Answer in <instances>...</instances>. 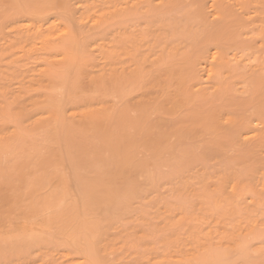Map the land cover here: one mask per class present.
Instances as JSON below:
<instances>
[{
    "label": "bare ground",
    "instance_id": "obj_1",
    "mask_svg": "<svg viewBox=\"0 0 264 264\" xmlns=\"http://www.w3.org/2000/svg\"><path fill=\"white\" fill-rule=\"evenodd\" d=\"M7 1L10 2L11 3L10 5H12V6L16 5L17 7L22 8V15L21 16H24L26 14L24 16L25 18L22 19L21 22L18 21V22H20L19 24H17V25L9 24L10 26H8L13 35L15 33L18 35V36H16V37H19L18 39H20V40L23 39V40L29 41L32 39L33 33H39L40 34L42 32H43V34H46L47 32L48 33L61 32L64 34L53 45L52 50H54V51H57L58 49L63 50V53H61V54L64 55L65 58H63V60H62V65H63V68H64L66 73L71 74V73H75L78 69L80 70V68H81L80 65H82V64H79V62L77 61L79 56L82 58V56L85 55L86 51L88 52L89 50H93V49L95 50L96 49L95 47H93V49H92L91 45H87L86 44L87 40L84 39V34L86 32L85 31V29H86L85 25H87L86 27L91 26L89 23H85L86 18L90 15L89 14L90 7L88 8L87 6H84V7H87L86 13L84 14V12L82 10L83 13L81 12L82 13L81 15L75 16V17H77V18H75L77 22L72 21L71 23H73V24L70 25L72 27H69V28H67V30H65L64 27L58 28V26L56 24V20L50 22L49 19L48 20H46V19H47V15L50 12H52V11L49 12V10H53L54 12H52V13H54L56 15L58 12L57 11L58 8H59L58 9L59 12H60V10L61 11L66 10L65 12H68L69 11L68 7L69 6L71 7V5H70V3L72 2L71 0H7ZM42 1L43 2L45 1V4H47V6L43 5L44 3L42 4ZM110 1L108 2V4L109 3H112V4H110L108 6V9L103 8L106 11V12H104V18H103V20H106V21L104 22L102 20V22H104V25L102 22L97 23V25L95 24L96 22H94V24L92 23L93 28L96 26H99V27H102L101 29L99 28V30H102V31H103V28L106 29L107 26H109V28L107 27L108 31L110 28L113 29V37L111 38V40L109 39V41L106 44V47H107L106 53H108L106 55L107 59L105 57H102V56H101V59L98 58L100 60H102L103 58L105 59V61H103V60L101 61L103 63V66H101L99 68V73H101L102 76L104 74L103 79L106 78L104 80L105 81L104 83L108 87H106L105 84H103L104 86L100 85V87H102V88L106 87V89L108 90V91L104 90V92L105 91L107 92L104 94L101 91L102 96L104 95L106 100L103 101L104 97L103 98L101 97V98H99V100L94 101V98H95L94 96H98L95 94V92H93L94 90L92 91L94 94L91 92L93 95H90L91 93L89 94L90 96H93L91 98V100L86 98V97H88V95L86 97H83L82 95L86 91L84 93H82L81 90L79 91V88L82 87V84H80L81 85V87H80V85H77V82L74 81L78 78L72 80V78L69 77L70 75L68 76V74H67L68 78L65 76L66 79H64L65 77L63 78V76H62L63 73L52 71V74H50V76L45 77V80L52 84V87H51L52 94L46 95L45 92L40 93V94L36 95V96H38V98L36 97L37 100L34 98L33 101H31L30 103L25 102L24 104H22V106L24 107L27 103L28 106H25V107H29L28 113H33L32 119L29 116V118L32 120L31 123L32 122H35V123L39 122L45 118L50 120V117H51L50 112H52L54 115V119H52V121L51 120L49 121V123L51 122L50 123L51 125L49 124L48 127L46 125V128L45 129L43 128V130H41V132H39V136L36 135V137L31 139V140H30V137H29V140L27 138H24L25 133L24 134H23V132L20 133L19 130H21L22 128H20L19 130L17 129V128L21 127V125H20L21 123L18 124V127H16L17 126L16 124L18 123L17 121L12 122L10 124L13 127L9 128L10 127L9 126L8 127L9 131L7 129V132H3V131H6L5 130L6 128L2 129L0 127V190H1L0 191V203L1 202L3 203L5 201L4 203L6 204V205H4V203L0 204L1 205L0 206V212H1L0 216L2 217V221H0V223L1 222L4 223V224H0V226L6 225L7 227L9 226L8 228H10V227L13 228V226H15L14 225L15 222H16V225L19 223H22L21 225L23 226L21 228L18 226H15V227L19 228V229H16L14 227L17 231L14 230V228H13L14 231L11 230L12 228H10L11 233H6V232H9L8 228H6V230L7 229L8 230L6 232H4L5 234H3V232H0V255H2L4 252H11V251L12 252H14V251L23 252V250H27L26 248H29L30 245H33V244L35 245L38 242H40V239L42 240V238H43V241L46 240L45 236L48 237L47 239H50V238L54 239V237H56V235L58 234L57 236H59V237L61 235L69 236V237H67L68 239L65 238L66 236L65 237L61 236V237L63 238V240H68L69 242H71V243H69V246H72V245L75 246V247L72 246L71 249L74 247V248H78L81 250V252L83 254H81V255L78 254V257L80 258L81 263H83V264H95L101 258L98 257L100 259L97 258V260H96L94 249L97 246V243H98L97 241L100 240V238H103V236H105L104 234L106 233L105 229H104V231L102 230V232H100L98 235L97 234L98 231L99 230L101 231V229H103V227L112 223L113 219L116 218V220H118L120 217L122 218L123 213L124 214L128 213L127 207L129 209L130 205H128L127 203L132 204L131 202H133V201H130V200L135 199L134 195H136V193H138V191L140 189V186L139 187L136 186V185H138V184H136V180L138 181V176L140 177L139 174L142 171H144V168L146 165L148 166V164H149V166H151L150 164H154L157 166L158 164L166 163L167 165L164 164L163 167L165 168L166 166L167 167L171 166L170 167L171 169H173L172 166L177 165L176 170L173 171L172 174H175V172H176L177 173L176 177H178V175H180L181 177H179L180 179L171 180L172 182H170V183H172V185H173L175 182H176V184L179 183V181L183 178L182 176L184 174L182 175V173L185 172V171H183L184 168L186 167L185 170H188L189 165L192 164L191 163L192 161H193V163H195L196 162L195 159L198 160L199 159L198 157H200L202 162H199L198 165L200 163L203 164V159H205V157H203V156H205L206 154L205 155L203 154V156H202L201 155L202 150L204 153V151L208 150L211 146H215V145H212L214 142H215V144L218 143V145L220 144V141H221V143H224V142L226 143L227 139L233 135L234 138L236 137L238 140H242L241 143L244 141L249 142V139L251 140V138H254L255 144H252V148L256 151H257L258 147H262L261 145L263 143V138H264V0H189L190 5H192L191 7H188L189 6L188 0H184V2H183V0H146L147 2H145V0H141V1L140 0H113L112 2H110ZM185 1H187L188 6L186 4L184 5V3H186ZM93 2L94 1H92V4H94V6H96L95 5L96 3H93ZM103 2H104V0H103ZM141 2H142V4H141ZM116 3H118V4H116ZM41 5H43L42 7H44V8L41 7L42 9H40L39 7ZM101 5H103V4L101 3ZM148 5L150 6L149 8H148ZM65 7H66V9H65ZM181 7L183 9H185V11L183 10L184 12L181 13L182 18H181V14H178V12L174 10L177 8L176 10H178V11L180 10L179 11V13H180V12H182L181 11L182 9H178V8H181ZM48 8H49V10H48ZM60 8H62V9H60ZM145 8H148V9L145 10ZM34 9L43 10V11H41V13L39 11L38 14H35L37 12H36V10L33 11ZM173 10L176 12L177 15L180 16L179 19L177 18V15L175 14V12H174V15H169V13L170 14L173 13ZM33 12H35V13H33ZM45 12H47L46 15H45ZM166 13H168V14H166ZM7 14H5V18H4V20L2 19V22L5 21L6 19H7L6 22H8V21L10 22V20L14 16V15L10 16L11 18H9L7 16H9V14L11 15V13L8 12ZM86 14H89V15H86ZM147 14H148V16H147ZM107 15H108V17H106ZM175 15H176V17H175ZM49 16H51V14L48 15V17ZM165 16H167V17H165ZM148 17H151L152 21H156V20L159 21V19H162V21L160 20L161 25L156 23V25H154V26L158 27V28H155L154 30L153 29L143 30L141 28H140L141 29L140 30L139 28L138 29L134 28L135 26H133L131 24L132 22H130L133 19L137 20V18L138 19L141 18L140 19L141 21L142 20L145 21V18L150 21V18H148ZM70 18L72 19L71 15H70ZM14 19L15 18H13L12 21L16 23L17 20L15 21ZM25 20L30 21L31 24L25 23L24 22ZM135 20H134V23L136 22ZM47 21H49V22H47ZM141 21H140V23H141ZM163 22H165V23H163ZM48 23H49V25H48ZM150 23L148 25H150L152 27V24H150ZM77 24H78V26H77ZM83 24H84V26H82ZM100 24H102V25H100ZM138 24L139 23H137V25ZM159 25H160V27H159ZM79 26H82V27H79ZM132 26L135 30L131 29ZM145 26H147V25H145ZM29 27L32 28L34 32L33 31L29 32L30 31ZM92 27H90V28L92 29ZM138 27H142V25L138 26ZM81 28L85 32L84 31L82 32ZM13 31H15V33ZM108 31H107V33H108ZM138 31H139V33H138ZM140 31H142V33H140ZM254 34H256V35H254ZM53 39H55V38H53ZM11 42H14V41H11ZM11 42H9L8 45L9 44L12 45ZM17 42H19V41H17ZM7 47H9V46H7ZM12 47H14V46H12ZM88 47H90L89 50H87ZM12 49H10V51ZM154 50H156L157 52ZM153 52H156V53H153ZM113 55L114 56L117 55L118 58L117 57L115 58L116 61L112 60L111 56H113ZM152 56H154V57H152ZM147 58H155V59H151V60L156 61V62H154V61H151L149 59L152 63V66L150 65L151 67H149V68L144 67L145 66L144 64H146L147 62L150 63V61ZM110 62L112 63L111 65L109 64ZM252 62H255V64L253 63V65H252L251 64ZM90 63H92V62H90ZM153 63H155V65H153ZM86 65H88V64H86ZM86 65H85V67H86ZM104 65H106V66L109 65L110 67H106ZM146 66H147V64H146ZM153 66H156V68ZM90 67H91V64H90L89 68ZM91 69H92V67H91ZM91 69H90V71H92ZM108 69H110V71ZM94 70H96V69H94ZM94 70H93V72H94ZM95 72H97V70ZM78 73H81V70H80V72L78 71ZM106 73H108V74H106ZM105 74H106V76H105ZM100 79L103 80L102 78H100ZM99 84L100 83H98V85ZM100 87L98 86L97 88H100ZM207 89H208V91H206ZM98 91H99V89H98ZM96 93L99 94L98 92H96ZM198 93H200V94H198ZM78 96L81 97V99H82V100L79 99V102L76 101V98H74V97L79 98ZM40 98H42V99H40ZM96 99H98V98L96 97ZM69 101H71L70 103H72L73 101L74 102L72 104H70ZM108 101H110V102H108ZM23 107H21L20 109L24 112V114L29 115V114H27L26 108L23 109ZM29 109L31 111L33 110L34 112L33 111L31 112ZM22 114H23L22 112H19V115L22 116ZM61 115H63V118H61L62 117ZM64 117H67V119ZM154 117H155V119L156 118H158V119L156 120V122H154L155 121V119H154L153 123H150L151 118H154ZM171 118L172 119L182 118V121H183L182 125L181 126L177 125L178 127L173 126L174 127L173 129L166 130V128L162 127L164 125L161 122H164L166 120L169 121L168 119L171 120ZM224 118L230 122V126L226 129H223L224 127L220 124V120H223ZM65 119L66 120L71 119L72 122L69 123V121H68V123H66L67 122L66 121L65 122L66 125H65L63 123V120H65ZM43 121H45V120H43ZM159 121H161L160 123L162 124V126L160 125V123H158ZM13 123H14V125H12ZM168 123H170V122H168ZM218 124L221 125L223 128H220V126H218ZM259 125H261V127ZM23 128H24V126H23ZM198 129H199V131H200V129L201 130L203 129L200 132V135L202 133V137L204 136V138H202L201 136H198L197 138L199 139V137H200L201 139L198 140L197 142L202 141V140L206 141L204 139L207 136L209 137V135H210V137L208 139H210V140L209 141L207 140L206 143L204 142L205 144L208 143V145H207L208 149H206L207 147L203 143L204 146L201 147V149L199 150L200 152H198V154H197V152H195V154H197L196 155L197 157H196L195 154L194 155L192 154L191 149H192V147L194 149H196L197 145H195V144L201 143V142L197 143L195 141L197 139L196 138L197 135L194 133H196V131ZM26 136H27V133H26ZM25 139H27V140H25ZM190 139H192V140L194 139V141L196 142V143H193L194 145L191 143V146L193 145L192 147L189 144H187V142ZM192 140H190V142ZM84 141H86V142H84ZM209 142H210V144H209ZM228 142L230 143V141H228ZM231 142H233V141L231 140ZM183 144L186 147H187V145L189 147H187L186 150L185 149L183 150V148H185L184 146H182ZM209 145H210V147H209ZM221 145H223V144H221ZM200 146H198V147H200ZM237 146L238 145H236V147ZM84 147H88V148L86 149ZM203 147L206 150H204ZM216 147L219 148L218 146H216ZM249 147H251V145H249ZM188 148H190V149H188ZM230 148H232V147H230ZM248 148H247V150H248ZM83 149H86L87 152L85 153V150H83ZM182 150H183V152H182ZM187 150L189 152H191V154L193 156L191 154L189 155V152H186ZM224 150H226V149H224ZM252 150L249 149L248 152L253 153L254 151H252ZM197 151H198V149H197ZM184 152H186V153H184ZM221 152L223 153V151H221ZM222 153H221V155H222ZM246 153H247V151H246ZM25 155H27V157H24ZM198 155H201V156H198ZM75 156L78 157V159L82 158V157H83V159H85L88 156V159L86 160V162L83 165L84 168L82 169V171H80L81 169H79V168H81V167H79V166H81V165H79V164H81V162L80 161H79L80 163L76 162L77 159ZM191 156H192V158H191ZM194 156H195V159L193 160ZM22 158H23V160H22ZM26 158H28V160H29L27 163L29 165L24 163V161H26ZM188 158L189 159L191 158L192 160H188ZM19 160H22V161H19ZM161 160L163 162H161ZM81 161H83V160H81ZM253 161H255V160H253ZM10 162H12V163H10ZM18 162H20V163L22 162L21 164H25L22 166H25L26 169H27L26 166H29L30 170L32 172L29 170V173L31 172L29 175H28V173L25 174L22 172L18 176L15 175L14 173L18 174L20 172V171L15 170V169L19 170V168H20V167L18 168V165H20ZM187 162L190 164L185 166ZM196 163L194 165H196ZM209 164H208V166H209ZM250 164H252V166H253V163L250 162ZM191 166H193V164ZM158 170H160V169H158ZM189 170H190V168H189ZM226 170H227V167H225V171ZM230 170H232V169L230 168ZM199 171H198V173H199ZM223 171H224V169H223ZM232 171L234 173V170H232ZM244 171H246V170L244 169ZM244 171H241V172H244ZM196 172H197V170H196ZM208 172H209V170H208ZM149 173H151V172H149ZM165 173H167V172H165ZM169 173H171V172L169 171ZM80 174L82 175V177H83V175L84 176L86 175L87 180L89 179L87 189L85 188L84 190H81V188H80V186L82 187V185H80V181H82V179L81 180L78 179V177H80ZM193 174H196V173H193ZM237 174H236V176H237ZM243 174H238L239 179ZM247 174H249V172ZM218 175H220V174L218 173ZM223 175L224 174H222V176ZM186 177H184V178H186ZM218 177H220V176H218ZM245 177H246V175H245ZM14 178L15 179L17 178V180L19 179L18 182H19V184L21 183L23 185V187L22 186L20 187L21 184L19 185L18 182L16 184V181H13ZM23 178L24 179L29 178L30 180L29 179L21 180ZM169 178H171V177H169ZM223 178H224V176H223ZM153 179H154V181H153ZM161 179H162V177H161ZM241 179H240V181H241ZM87 180H86V182H87ZM145 180L147 181V179H145ZM151 180H152L151 182H153V183L156 182L155 178H154V174H153V178H151ZM162 180H164V179H162ZM165 180H167V179H165ZM196 180H198V179H196ZM201 180H203V179H201ZM205 181H206V179H205ZM217 181H219V180H217ZM217 181H216V183H217ZM5 182H7L8 184H11V185L5 186V184H6ZM149 182H150V180H149ZM186 182H187V180H186ZM202 182L203 181H201V183L199 184V187H195L192 189H191V187L189 189L187 184H186V186H182L183 188L188 187V189H186V188H185L186 190L184 189L185 194H186L185 196L183 195L184 190H183V192H181V189L179 190V187L177 188V186L180 183L177 184L176 189L174 190V194H176V195H174V197L175 196L176 197L175 198L173 197L174 199L178 198V201H180L179 200L180 198L186 197L185 201H188L187 203H189L188 206H189V208H191L190 209L191 211H192L193 207L196 206L194 208L195 210L193 209L192 213L189 212L190 210L189 211L187 210L191 214L189 221L186 220V222L188 221V223L192 219H193L192 223L195 222L194 220H199L198 215H200V214H198L197 216L195 215L196 219L193 216L194 215L193 213L196 211L197 212L201 211L203 218H204L205 213H206L205 216H208V217L211 216V218L214 217L212 219L213 221L216 220L215 217L218 218V216L222 215L218 211V207H219V209L220 208L222 209V204H220L221 206L218 205L219 202H221L220 201L221 197L216 198L215 195H216V193L218 194V196L222 195L223 193H225V191L222 190L220 192V190H219L220 188H218L216 186L214 188L216 189L217 192L215 191V189H212V187H210L211 189L210 188L208 189V187L210 186L208 184V182L207 183L203 182L204 186L202 185ZM241 182H238V183H240V185L237 183H234V182H233V184H231V189H232V192L234 191V193L230 194V193H228V191H226V193H225V194L228 193V195L233 194L232 195L233 198L230 197L231 198L230 200H232L231 202L233 204V207L237 208V209L234 212L231 211L232 209L229 210V212H228V210L225 209L226 213L223 211L222 212L225 213L223 216H226V214H227L226 218L228 216H229L228 218H231L230 216H232L234 219L235 218L242 219L246 216V215H244V217H242L243 214H247V216L245 218L250 219L251 220V221L249 220L250 222L254 221V223H251V225H250L248 223L249 222L248 220L245 221L246 220L245 218L243 219L244 222L242 220H240V221H242L243 223L247 222L251 227V226H254L255 221L258 219V218L256 219V217L253 218V216H252L253 214L255 215V212H257L256 209H258V211H260V214H261V216L259 214L260 217H262V214H264V213H261V210H262V212H264V200H263L264 193L260 194V190L262 191V190H264V188L259 189V190L257 188L258 191L257 190L255 191L254 189H256V188H255L254 184L250 183L252 185L251 189L253 191H255V194L253 192L252 195L253 196L255 195L254 197H256V199L252 200L253 202L251 201L249 203V201H248L246 203V201L244 200V197H245L244 195L247 194L246 190H248V189L250 190V188H247L246 185H244L245 184L244 182H243L244 184L242 185ZM85 183H83V184H85ZM139 183H141V182H139ZM147 183H148V181H147ZM197 184H198V182H197ZM205 184L206 185L208 184L209 186L207 185L208 186L207 187ZM211 184H213V182ZM246 184H248L247 180H246ZM262 184L264 186V183H262ZM12 185H14V186H12ZM16 185H18V186H16ZM189 185H191V184H189ZM227 185H229V184H227ZM148 186H149V184H148ZM258 186H259V188H261L260 185H258ZM18 187H20V190L22 188L24 189V187H25L24 192L21 190L20 194H19V192H17ZM141 187H142V185H141ZM206 187H207V189H205ZM12 188H14V190L11 191ZM29 189H30V191H29ZM137 189H138V191H136ZM31 190L33 193L31 192ZM141 190H144L143 187ZM207 190H209V191L212 190L211 192H214V193L216 192V193L212 196L210 194L211 192H209ZM155 191H156V189H155ZM244 191H245V193H244ZM29 192H31V193H29ZM134 192H135V194H133ZM139 192H141V191H139ZM151 192H152V190H151ZM256 192H258V193H256ZM16 193H17V195H16ZM150 193H148V194H150ZM162 193H164V192H162ZM145 194L146 193H144V195ZM156 194L158 195V193H156ZM18 195H19V197H18ZM28 195H29V197H28ZM139 195H137L138 198H139ZM172 195H173V190H172ZM259 195H260V198H259ZM261 195H263V196H261ZM16 196L19 199H15V198H17ZM167 197H168V195H167ZM129 198H131V199H129ZM143 198L145 199V197H143ZM187 198L190 200H188ZM14 199L17 202L13 201ZM162 199H164V198H162ZM236 199H238L239 202L236 201ZM261 199L263 201H261ZM135 201H138L137 203L142 202V201L139 202V199L138 200L136 199ZM147 201H145V202H147ZM175 201H177V200H175ZM164 202H166V201H164ZM191 202H194V203H191ZM235 202L240 203L242 205L245 204V205H243V207H242V205L239 204V206H238L237 203H236V205L234 204ZM8 204H9V206L7 207ZM171 204H173V203H171ZM182 205H184V203H182ZM2 206H4V207H2ZM134 206H135V204H134ZM140 206L138 208H141ZM131 207L133 209V205ZM199 207L201 210L199 209ZM142 208L145 210L144 207H142ZM177 208L183 209L180 206ZM168 209H167V212L170 211ZM170 209H173V208H170ZM139 210H137V211L140 212L141 210L140 211ZM198 210H200V211H198ZM245 211H247V212H245ZM3 212H6L5 216L7 219H9V220H7L9 222H12V221H10L11 218H9V216L11 217L13 214H17V216L14 215V221L16 220L14 222V224H12V223L7 224L6 223L7 221H5L3 215H1ZM178 212H180V211H178ZM232 212L235 214H233ZM251 212H252V214H251ZM8 213L12 214V215H9ZM148 213H150V212H148ZM171 213H172V211H171ZM185 213H187V212H185ZM228 213L231 215H229ZM21 214H23V215L26 214L29 217H31V219H30L28 216L24 215V217H28L30 219V220H28L30 222H27L28 226L26 225V219ZM64 214L66 215V218H65ZM69 214H71V215H69ZM113 214H115V215L112 216ZM120 214H121V216H120ZM240 214H241V216L239 217ZM143 215H145V214H143ZM202 215H200V216L202 217ZM15 216H16V218L21 217V219H20L21 222L19 221V223H17V219H15ZM74 216H75V218H74ZM111 216H112V218H111ZM115 216H118V217L120 216V217L117 218ZM181 216H183V215H181ZM34 217L46 218L47 222L46 223L44 222L45 223V225H44V223L42 222V220H43L42 219L41 222L43 224L40 223V225H39V223H38V224L34 225L31 222V220L35 219ZM144 217H146V216H144ZM201 217H200V219H201ZM260 217H259V219H260ZM22 218L25 221L22 220ZM41 218H39V221L35 219L34 223H35V221L40 222ZM76 218H77V220H76ZM108 218L112 219V220L109 219V221L111 220L110 223L107 222ZM175 218H176V216H175ZM66 219L67 220L69 219V220L67 221ZM163 219H162V222H163ZM179 219H177V220H179ZM182 219H184V217ZM3 220H4V222H3ZM48 220H50L49 224L51 226H52L51 221H53V225L56 223L54 225L55 228H54V226L51 227L49 224H47ZM136 220H138L137 217H136ZM170 220H172V218L169 219V221ZM204 220H203V222H205ZM228 220H230V219H228ZM43 221H45V219ZM64 221H65V224H64ZM69 221L70 222L72 221L71 222L72 224L69 223ZM74 221L76 222V224L74 223ZM130 221H133V220H130ZM143 221H147V220L143 219ZM208 221L209 220L207 219V222ZM213 221H212V224H213ZM223 221H225V220H223ZM232 221L233 220L231 219V222ZM67 222L69 223L70 226L68 225ZM207 222H206V224H207ZM231 222H230V224H231ZM233 222H235V221H233ZM259 222L260 221L258 220L257 224ZM101 223H102V225H104L103 227H102ZM103 223H106V225ZM235 223H238L239 226L243 224V223L240 224L238 222V220H236ZM247 223L244 224L245 226H243L242 228L240 226L241 232H240V230H238L239 232H238V234L235 235L236 237L233 236L231 239L228 236V238L231 239V240H229V242H231L233 240L234 241H237V240L240 241L241 239H238L237 237L242 236V238H243L245 236L243 238L244 240H241L240 242L243 243V244L241 243L242 246L246 247V245H248V244H246V245H244V244L247 242L250 243V239H251L250 238L248 241L247 235L252 236V237L253 236L256 237L254 232H256L255 230H257L260 226L258 227V225L255 224L254 227H256V228L258 227L257 229L255 228V230H254L253 227H251L253 230L252 229L250 230V228H249V229H246L247 230L246 232H244ZM73 224H75L76 226ZM126 224L124 222V225H126ZM180 224L181 223L179 222L178 225L180 226ZM183 224L186 227V224L185 223H183ZM223 224H225V223H223ZM155 225H159V222ZM178 225H177V227H178ZM29 226H30V228H29ZM33 226H35V227H33ZM36 226H37V228L38 227L39 228L37 229ZM71 226H72V228H70ZM151 226H152V224H151ZM161 226L162 225L160 223V227ZM174 226H173V230L174 229L177 230V228L176 227L174 228ZM193 226L195 227V224L192 225V227ZM262 226H264V225H262ZM27 227H28V229H26ZM110 227H111V225H110ZM138 227H139V225H138ZM192 227H190V228H192ZM247 227H248V225H247ZM22 228H24V229H22ZM40 228H42V229H40ZM65 228H67V229H65ZM121 228H122V226H120L119 230ZM129 228H131V227L129 226ZM169 228H172V227H169ZM207 228L209 229L208 226H207ZM64 229H65V231H64ZM163 229H164V226H163ZM163 229H162V231H163ZM179 229H180V227H179ZM179 229H178V231L182 230V228L180 230ZM235 229L237 230L239 228H235ZM235 229L232 228V230H234L233 232H235ZM46 230L50 233V236ZM52 230H53V232H52ZM66 230H68V232L71 231L72 233L70 232V234H69L68 232H66ZM157 230H159V229H157ZM227 230H229V229H227ZM0 231H5V230H0ZM170 231L172 232V229ZM259 231H261V233H262V230H259ZM259 231H258V233H259ZM163 232L161 233L162 236H163ZM166 232H168V233L167 234L165 233V235L168 236V234H170V233H169V231H166ZM177 232H175V233H177ZM192 232H194V231H191V233ZM230 232H232V231L230 230ZM248 232H249V234H246ZM251 232H253V233H251ZM53 233H55V234H53ZM133 233H134V231H133ZM236 233H237V231H236ZM250 233L253 235H251ZM102 234H103V236L100 237V235H102ZM110 234H112V233H110ZM124 234L126 235L127 232ZM177 234H179V232ZM196 234H199V233L196 232ZM262 234L264 236V233H262ZM155 235L156 234H154V236ZM157 235H156V237L161 236V235H159V232ZM256 235H257V233H256ZM98 236L100 237L99 239H98ZM120 236H122V234ZM143 236L144 235H142L140 237H143ZM190 236L191 235H189V237ZM172 237H174V236H172ZM193 237H194V234H193ZM226 237L225 238L222 237L223 239L221 238L220 240H222V242H223L224 239H227ZM146 238H148V236ZM218 238H216V239L219 242ZM245 238H247V239H245ZM55 239H57V238H55ZM59 241H61L60 238H59L58 242ZM226 241H228V240H226ZM244 241H245V243H244ZM46 242H49V240L48 241L46 240ZM153 242H155V241H153ZM211 243H213V242H211ZM199 244L200 243H198V245ZM209 244L210 243L207 244V247L210 246ZM216 244L215 243L211 244L212 247L214 245L215 250L218 248V246L222 247L221 245L223 243H221V241H220L219 243L216 242ZM233 244H231V246H236V243H235V245H233ZM238 244H240V243L237 242V245ZM56 245H58V243ZM104 245H107V244H104ZM160 245H161V243H160ZM169 245H170V243H169ZM228 246H230V244H228ZM58 247H60V245H58ZM66 247H68V246H66ZM93 247H94V249H93ZM165 247H167V245ZM237 247H239V246H237ZM247 247L250 248L249 246H247ZM153 248H154V246H153ZM160 248H161V246H160ZM230 248L231 247H229V249ZM78 249H76V250L79 251ZM92 249H93V251H92ZM108 249H109V247H108ZM166 249H164V250H166ZM211 249H213V248L209 247V250H210L209 252L215 251V250H211ZM168 250H169V248H168ZM170 250H172V249H170ZM207 250H208V248H207ZM248 250H250V249H248ZM218 251L219 250L217 249V251L214 252L216 257L215 256L213 257V255H214L213 252H212L213 253L212 257H210V255H208L210 257V259H209L210 261H208V259H205V261L206 260L208 261V262H206L207 264H226L225 263L226 260L225 261H219L220 260L219 257H218L219 259H217V256L219 255ZM17 252H14V253H17ZM81 252H79V253H81ZM92 252L94 255L92 254ZM216 252L218 253V255L216 254ZM220 252H221L220 254H222V250ZM205 253H208V251H206ZM223 253H224V251H223ZM229 253L232 254L233 252L231 253V251L228 250V254ZM202 254H204V252L200 253V254L197 253L198 258ZM238 254H239V251H238L237 255ZM248 254H250V253H248ZM9 255H11V253ZM161 255H163V254H161ZM168 255H169V253H168ZM176 255H177V253H176ZM229 255L228 256L225 255V256H227L230 259L233 254L231 255V257H229ZM240 255L242 256V254H240ZM93 256H95V258ZM234 256H235V254H234ZM191 257H193V258H191L192 259L191 263H193V259L195 262L197 261L196 263H198V260H195V259H197L195 253H192ZM227 257H225V259ZM263 257H264V254H263ZM106 258H107V256H106ZM164 259L165 258H163V256H162V262L168 261L167 257L165 260ZM173 259H175V258H173ZM188 259H190V258H188ZM108 260H109V258H108ZM243 260H245V259H243ZM93 261L94 262L96 261V262L94 263ZM159 261H160V259L158 261H154V262L160 263L161 261L160 262ZM169 261H168V263H169ZM172 261L175 262V260H172ZM178 261H180V260H178ZM187 261L190 263L191 260H187ZM202 261H204V260H202ZM234 261H236V260H234ZM78 262H80V261H78ZM220 262H224V263H220ZM262 262H263V260H262ZM236 263H237V261H236ZM238 263H239V261H238ZM256 263H257V261H256ZM231 264H234V263H231Z\"/></svg>",
    "mask_w": 264,
    "mask_h": 264
},
{
    "label": "rangeland",
    "instance_id": "obj_2",
    "mask_svg": "<svg viewBox=\"0 0 264 264\" xmlns=\"http://www.w3.org/2000/svg\"><path fill=\"white\" fill-rule=\"evenodd\" d=\"M72 1V2H71ZM70 2V5H71V7L69 6H67L68 8H69V11L68 12H65L64 10L63 11H61L60 10V12H59V8L57 9V15L56 14H54V13H52V12H54L53 10H49V8H48V10H49V12L50 11H52V12H48L49 14L48 15H50L51 14V16H49L48 17V15H47V19L46 20H50V22L51 21H55L56 20V24H57V26H58V28H60V27H64V29L65 30H67V28H69V27H72V26H70L71 24H73V23H71L72 21H74V22H77L76 21V19L75 18H77V17H75V16H79V15H81L83 12H84V14L86 13V10H87V7L89 8L90 7V10H89V14H86V15H89L87 18H86V21H85V23H89L91 26L90 27H92L93 26V24H94V22H96L95 24L97 25V23H101L102 22V20H103V18H104V12H106L105 11V9H108V6L110 5V4H112V3H109L108 4V2L110 1V0H104V2H103V0H71ZM92 1H94L93 3H96L95 5L96 6H94V4H92ZM107 1V2H106ZM113 0H111L110 2H112ZM141 1V0H140ZM139 1V2H140ZM103 4V5H101V3ZM143 2V1H142ZM142 2H141V4H142ZM145 2H147L146 0H145ZM183 2H184V0H183ZM186 3H184V5L186 4L187 5V1H185ZM44 3V4H43ZM48 3V2H47ZM11 3L10 2H8L7 0H0V127L3 129V128H6L5 130L6 131H3V132H7V129H8V127L9 128H11V127H13V126H11L10 124L12 123V122H15V121H17L16 123V127H18V124H20L21 125V127H19V128H17L18 130L20 129V128H22L21 130H19L20 131V133H22L23 132V134L25 133V136H24V138H27L28 140H29V137H30V140L31 139H33V138H35L36 137V135H38L39 136V132H41V130H43V128L45 129L46 128V125H47V127H48V125L51 123H49V121L51 120L52 121V119H54V115H53V113L52 112H50V115H51V117H50V120H48L47 118H45V119H42L41 121H39V122H32L31 123V119L33 118L32 117V114L33 113H28V108L29 107H25V106H28L27 105V103H30L31 101H33V99L35 98L36 99V97L38 98V96H36V95H38V94H40V93H44L45 92V94L46 95H49V94H52V92H51V87H52V84L51 83H49V82H47L46 80H45V77H48V76H50V74H52V71H54V72H61V73H63L62 74V76H63V78L66 76L67 77V74H68V76L69 77H71L72 78V80L73 79H76V78H78V79H76V80H74V81H76L77 82V85H80V84H82V87H81V85H80V87L81 88H79V91L81 90V92L82 93H84L85 91V93L82 95L83 97H86L87 95H88V97H86L87 99H90L91 100V98L93 97V96H90V95H93L94 93L93 92H95V94L96 95H98V96H94L95 98H94V101L95 100H99V98H103L104 97V100L103 101H105L106 99H105V96L103 95L102 96V93L104 94V93H107L106 91H108L107 89H106V87H108V86H106V84L104 83L105 81V79L106 78H104L103 79V76H104V74H103V76L101 75V73H99V68L101 67V66H103V63L101 62L102 60L103 61H105V59L103 58L102 60H100L101 59V56L102 57H105L106 58V55L108 54V53H106L107 52V50H106V44H107V42L109 41V39L111 40V38L113 37V29H109V31H108V28H109V26H107L106 27V29L105 28H103V31L102 30H99V28L101 29L102 27H99V26H96V27H92V29L88 26V27H86L87 25H85V31L82 29V32L84 31L85 32V34H84V39H86L87 40V45H91L92 46V49H93V47H95L96 49L94 50H89L90 49V47H88V49L87 50H89L88 52L86 51V53H85V55L84 56H82V58L79 56V58L77 59V61L79 62V64H82V65H80L81 66V68H80V70H81V73H78V71L80 72V70L78 69L75 73H66L65 72V70H64V68H63V65H62V60H63V58H65V56L64 55H62L61 53H63V50H60V49H58L57 51H54V50H52V47H53V45L64 35L63 33H61V32H55V33H46V34H43V32L42 33H33V36H32V39L31 40H20V39H18L19 37H16V36H18L16 33H15V31H13L15 34L13 35L12 33H11V31H10V29H9V27L8 26H10L9 24H12V25H17V24H19L21 21H22V19H24L25 17V15L24 16H21L22 15V8L21 7H17L16 5L15 6H12V5H10ZM41 4V3H40ZM42 4L43 5H46L47 6V4H45V1L43 2L42 1ZM108 4V5H107ZM116 4H118V3H116ZM148 4V3H147ZM43 5H41L39 8L40 9H42V8H44V7H42ZM68 5V4H67ZM99 5V6H98ZM146 5V4H145ZM189 5V6H188ZM188 7H191L192 5H190V1L188 0ZM45 6V7H46ZM84 6H87V7H84ZM106 6V7H105ZM186 6V7H187ZM42 7V8H41ZM102 9H101V8ZM150 6L148 5V8H149ZM187 7V8H188ZM37 8V7H36ZM47 8V7H46ZM77 8V9H76ZM100 8V9H99ZM103 8H105V9H103ZM148 8H145V10L146 9H148ZM60 9H62V8H60ZM65 9H66V7H65ZM85 9V10H84ZM177 9V8H176ZM176 9H174L175 11H177L178 12V14H181V13H183L184 11H185V9H183L182 7L181 8H178V9H182L181 11L182 12H180L179 13V11L178 10H176ZM36 9H34L33 11H35ZM82 10H83V12H82ZM103 10V11H102ZM173 10V13H169V15H174V11ZM184 10V11H183ZM39 11H40V13H41V11H43V10H36V12L37 13H35V12H33V13H35V14H38L39 13ZM8 12H10L11 13V15L9 14V16H7V17H9V18H11L10 16H13L12 17V19L10 20V22L8 21V22H6L7 21V19L5 20V21H3L2 22V19L4 20V18H5V14H7ZM82 12V13H81ZM108 12V11H107ZM56 13V12H55ZM88 13V12H87ZM47 14V12H45V15ZM166 14H168V13H166ZM175 14H176V12H175ZM8 15V14H7ZM70 15L72 16V19L70 18ZM106 15V14H105ZM177 15V14H176ZM176 15H175V17H176ZM147 16H148V14H147ZM19 17V18H18ZM58 17V18H57ZM106 17H108V15L106 16ZM165 17H167V16H165ZM13 18H15L14 20L16 21V23L15 22H13L12 20H13ZM143 18V17H142ZM147 18V17H146ZM145 18V21L144 20H140V19H138L137 18V20H135V19H133L132 21H130V22H132L131 24L133 25V26H135L134 28H141V29H143V30H148V29H155V28H158V27H155L154 25H156V23H158V24H160V20L162 21V19H159V21L158 20H156V21H152L151 20V17H148V18H150V21L148 20V19H146ZM177 18L179 19L180 18V16L179 15H177ZM181 18H182V14H181ZM106 19V18H105ZM144 19V18H143ZM166 19V18H165ZM164 19V20H165ZM134 20L136 21L135 23H134ZM167 20V19H166ZM18 21H20V22H18ZM104 22L106 21V20H103ZM138 21V22H137ZM140 21H141V23H140ZM153 23H152V22ZM25 23H27V24H31L30 23V21H27V20H25L24 21ZM47 22H49V21H47ZM104 22H102L103 23V25H104ZM145 24H144V23ZM151 22V23H150ZM84 23V22H83ZM93 23V24H92ZM137 23H139L138 25H137ZM152 24V27L150 26V25H148V24ZM163 23H165V22H163ZM51 24V23H50ZM80 24V23H79ZM107 24V23H106ZM48 25H49V23H48ZM81 25V24H80ZM100 25H102V24H100ZM108 25V24H107ZM142 25V27H138V26H141ZM145 25H147V26H145ZM161 25V24H160ZM160 25H159V27H160ZM77 26H78V24H77ZM82 26H84V24L82 25ZM82 26H79V27H82ZM95 26V25H94ZM133 26H132V30H135L134 28H133ZM149 26V27H148ZM105 27V26H104ZM140 29V30H141ZM29 32H32L33 31V29L32 28H30L29 27ZM99 30V31H98ZM106 32H105V31ZM112 30V31H111ZM142 30V31H143ZM107 31H108V33H107ZM142 31H140V33H142ZM34 32V31H33ZM138 33H139V31H138ZM111 35V36H110ZM254 35H256V34H254ZM15 38V39H14ZM53 38H55V39H53ZM12 39V40H11ZM11 41H14V42H11ZM17 41H19V42H17ZM9 42H11L12 43V45L11 44H9L8 45V43ZM16 46H15V45ZM11 45V46H10ZM7 46H9V47H7ZM12 46H14V47H12ZM11 47V48H10ZM16 47V48H15ZM13 48V49H12ZM10 49H12L11 51H10ZM158 50V49H157ZM154 51H156V50H154ZM157 52V51H156ZM156 52H153V53H156ZM84 53V52H83ZM89 53V54H88ZM64 56V57H63ZM157 56V55H156ZM155 56V57H156ZM112 57V60H114V61H116L115 60V58L117 57V55H113V56H111ZM110 57V58H111ZM152 57H154V56H152ZM98 58H100V59H98ZM118 58V57H117ZM107 59V58H106ZM148 60L150 59H155V58H147ZM147 60V61H148ZM149 60V61H150ZM96 61V62H95ZM98 61V62H97ZM151 61H154V62H156L155 60H151ZM151 61H150V63L149 62H147L146 64H147V66H146V64H144L145 66V68L147 67V68H149V67H151L152 66V63H151ZM90 62H92V63H90ZM94 63V64H93ZM101 65H100V64ZM145 63V62H144ZM253 63L255 64V62H252L251 64L253 65ZM86 64H88V65H86ZM90 64H91V67H92V69H91V67L89 68V66H90ZM110 65L112 64L111 62L109 63ZM158 64V63H157ZM84 65V66H83ZM85 65H86V67H85ZM151 65V66H150ZM153 65H155V63H153ZM104 66H106V65H104ZM251 66V65H250ZM85 67V68H84ZM106 67H110L109 65H107ZM153 67H155L156 68V66H153ZM152 67V68H153ZM249 67V66H248ZM85 69V70H84ZM90 69L92 70V71H90ZM94 69H96L97 70V72H95L96 70H94ZM93 70H94V72H93ZM109 71H110V69H108ZM245 70V69H244ZM67 71V70H66ZM108 71V72H109ZM93 73V74H92ZM80 74V75H79ZM106 74H108V73H106ZM106 74H105V76H106ZM101 77H100V76ZM96 76V77H95ZM66 77L64 78V79H66ZM75 77V78H74ZM68 78V77H67ZM94 78V79H93ZM100 78H102L103 80H101ZM80 80V81H79ZM101 81V82H100ZM98 83H100L99 85H98ZM76 84V83H75ZM103 84H105V86L106 87H100V85H102V86H104ZM100 87V88H97V87ZM98 89H99V91H98ZM103 89V90H102ZM94 90V91H93ZM104 90H106L105 92H104ZM93 91V92H92ZM101 91H102V93H101ZM206 91H208V89L206 90ZM93 94H92V93ZM96 92H98L99 94H97ZM91 93V94H90ZM90 94V95H89ZM198 94H200V93H198ZM79 97V96H78ZM96 97L98 98V99H96ZM74 98H76V101H78L79 102V99H81V97H79V98H77V97H74ZM31 99V100H30ZM40 99H42V98H40ZM37 100V99H36ZM73 100V99H72ZM82 100V99H81ZM93 100V99H92ZM35 101V100H34ZM75 101V100H74ZM73 101V102H74ZM21 102V103H20ZM25 102H27L26 103V105L23 107L22 106V104H24ZM71 101H69V103H70ZM72 102V103H73ZM108 102H110V101H108ZM68 103V104H69ZM72 103H70V104H72ZM21 107H23V109H25L26 108V111H27V114H29V115H26V114H24V112L20 109ZM39 108V107H38ZM30 110V109H29ZM39 110V109H38ZM31 111V110H30ZM33 111V110H32ZM31 111V112H32ZM19 112H22L23 114H22V116L24 117H22L21 115H19ZM34 112V111H33ZM21 114V113H20ZM28 116V117H27ZM29 116H30V118H29ZM60 116V115H59ZM62 117L61 118H63V115H61ZM66 116V115H65ZM5 117V118H4ZM22 117V118H21ZM26 117V118H25ZM64 118H66L67 119V117H64ZM63 120V123L65 124V122L66 123H68V121H69V123H71L72 121H71V119H68V120ZM154 119H155V117L154 118H151V121H150V123H153V121H154ZM158 118H156L155 119V121L154 122H156V120H157ZM177 119V120H176ZM176 119H172L171 118V120L170 119H168L169 121H164V122H161V121H159L158 123H162L164 126H162V124L160 123V125L163 127V128H166V130H169V129H173L174 127L173 126H175V127H178L177 125H182V118H176ZM43 120H45V121H43ZM62 120V119H61ZM174 120V121H173ZM176 120V121H175ZM23 122V123H22ZM29 122V123H28ZM168 122H170V123H168ZM224 122V123H223ZM226 122V123H225ZM31 123V124H30ZM34 123V124H33ZM61 123V122H60ZM168 123V124H167ZM181 123V124H180ZM29 126H28V125ZM220 124L224 127H222L221 125H219L218 124V126H220V128H223V129H226V128H228L229 126H230V122L228 121V120H226L225 118L223 119V120H220ZM229 124V125H228ZM12 125H14V123L12 124ZM19 125V126H20ZM51 125V124H50ZM66 125V124H65ZM169 125V126H168ZM171 125V126H170ZM23 126H24V128H23ZM45 126V127H44ZM260 127H261V125H259ZM29 129V130H28ZM176 129V128H175ZM28 130V131H27ZM203 130V129H202ZM201 129H200V131H199V129L196 131V133H194V134H196L195 136H196V138L198 137V136H201L202 137V133H201V135H200V132L202 131ZM8 131H9V129H8ZM30 132V133H29ZM26 133H27V136H26ZM204 133V132H203ZM35 134V135H34ZM30 135V136H29ZM209 135V134H208ZM194 136V135H193ZM207 136V135H206ZM205 136V137H206ZM32 137V138H31ZM209 137H210V135H209ZM208 136L204 139V140H210V139H208L209 138ZM202 138H204V136L202 137ZM212 138V137H211ZM13 139V138H12ZM27 139H25V140H27ZM201 138L199 137V139L197 138L195 141L197 142L198 140H200ZM24 140V141H25ZM190 140H192V139H190ZM190 140L187 142V144H189L190 146H191V143L193 144V143H196L195 141H194V139L190 142ZM231 140L233 141V142H231ZM253 140V141H252ZM203 141V140H202ZM199 141V142H201L200 144H195V145H197L195 148L196 149H194L192 146L194 145H192L191 147H192V154L194 155L195 154V152H197V154H198V152H200L199 150L201 149V147L202 146H204V144L206 143V141ZM228 141H230V143L228 142ZM241 141L242 140H238L236 137L234 138V136L232 135L231 137H229L228 139H227V141H226V143L224 144V143H221V141H220V144L218 145V143H216L215 144V142L212 144V145H215V146H211L210 147V145H209V149H208V147H207V145H208V143L207 144H205L206 145V149H208V150H206L204 147V150H206V151H204V153H203V150H202V156H203V154L205 155V156H203V157H205V159H203V164L202 163H200L199 165H198V163L199 162H202V160L200 159V157H198L199 159V161L198 160H196L195 159V156L197 155V154H195V156L193 157V160L195 159V161L197 162H195L196 163V165L198 166H196V165H194L195 163H193V161L191 162L192 164H193V166H191L192 164H190V163H186V165L185 166H187V165H189V168H190V170H189V168H188V170H185L186 169V167L184 168V170L183 171H185L184 173H182V181L180 180L179 181V183L181 184H179V183H177V184H179L178 186H177V184H176V182L172 185V183H170V182H172L171 180H176V179H180L179 177H181L180 175H178V177H176V172H175V174H172V172L173 171H175L176 170V166L177 165H174V166H172V168L173 169H171L170 167H167L166 165V163H164V164H166L165 166V168L163 167L164 166V164H158L157 166L156 165H154V164H150L151 166H149V164H148V166L146 167L145 166V168L147 169H145L144 168V171H142L139 175H140V177L138 176V181L136 180V184H138V185H136L137 187H139L140 186V189H139V191H141V192H139L138 191V189L136 190V191H138V193H136V195H134V197H135V199H132V200H130V201H133V202H131L132 204H129V203H127L128 205H130V207H129V209H128V207H127V214H124L123 213V216H122V218L120 217L121 216V214H120V218L118 217V216H115V217H117V218H119L118 220H116V218L115 219H113V221H112V223H110V221L112 220L111 218H112V216H114L115 214H113L112 216H111V218H108V221L107 222H109L110 224H108V225H106V223H103V224H105L106 226V228L105 227H103L104 225H102V223H101V225H102V227H103V229H101L100 227V229H101V231L99 230L98 231V235H99V233L100 232H102V230L104 231V229H105V236H103V234L102 235H100V237H102L103 236V238H100L99 236H98V239L100 238V240H98L97 242V246L95 247V249H94V247H93V249H94V253H95V256H96V260H97V258L98 257H100V258H98V259H100V260H98L95 264H207L206 262H208V261H210L209 259H210V257H212V254L215 252V251H217V249L219 250L218 252H219V255H218V253L216 252V254L218 255L217 256V259H219L220 258V260L219 261H225L226 260V264L228 263V264H231V263H236V261H237V263L236 264H264V257H263V254H264V236H263V234L262 233H264V226H262V225H264V214H262V217H260L261 216V214H260V211H258V209H256L257 210V212H255V215L253 214L252 216H253V218H255L256 217V221H255V224L256 225H258V229L256 228V227H254L255 226V224H254V226H251V227H253V229L255 230V228L257 229V230H255L256 232H254V234H255V236L256 237H252V236H249V235H247V238H248V241H249V239H250V243H245V241H244V245H246V244H248V245H246V247H244V246H242V242H240L241 240H244L243 238L245 237H243L242 238V236L240 237H237L238 239H241L240 241H231V242H229V240H231L232 239V237L233 236H235L236 234H238V230H240V226H241V228L243 227V226H245L244 224H246L247 222H245V223H243L244 222V218L247 216V214H243V216L242 217H244V215H246L244 218H242V219H237V218H233L232 216H230L231 218H226V216H227V214H226V216H223L225 213H226V210H228V212H229V210H231V211H235L237 208H234L233 207V204H232V200H230L231 198L230 197H232V195H228V193H234V191L232 192V189H231V184H233V182L234 183H237V184H239L240 185V183H238V182H241V184L243 185L244 183V185H246V187L247 188H250V190L248 189V190H246V195H244L245 197H244V200L246 201V203L249 201V203L252 201V200H254V199H256V197H254L253 195H252V193L254 192V194H255V191L257 190V188H258V190L259 189H262V188H264V186H263V184L262 183H264V138H263V143H262V147H258V149H257V151L256 150H254L253 148H252V144H255V139L254 138H251V140L249 139V142L247 141V142H242L241 143ZM28 142V141H27ZM84 142H86V141H84ZM199 142H197V143H199ZM205 142V143H204ZM235 142V143H234ZM204 143V144H203ZM237 143V144H236ZM251 143V144H250ZM186 144V145H187ZM202 144V145H201ZM209 144H210V142H209ZM221 144H223V145H221ZM227 144V145H226ZM248 144V145H247ZM19 145V144H18ZM201 145V146H200ZM221 145V146H220ZM235 145V146H234ZM236 145H238L237 147H236ZM249 145H251V147H249ZM182 146H184L185 148H183V150L185 149L186 150V148L187 147H189L188 145H187V147L183 144ZM198 146H200V147H198ZM216 146H218L219 148H217ZM260 146V145H259ZM230 147H232V148H230ZM249 147V148H248ZM84 148H88V147H84ZM217 148V149H216ZM247 148H248V150L250 149V150H252V151H254L253 153H249L248 152V150H247ZM260 148V149H259ZM86 149H83V150H85V153L87 152V150ZM188 149H190V148H188ZM197 149H198V151H197ZM216 149V150H215ZM224 149H226V150H224ZM183 150H182V152H183ZM223 151V153L221 152V151ZM263 150V151H262ZM246 151H247V153H246ZM186 152H189L188 150L186 151ZM186 152H184V153H186ZM191 152H189V155L191 154ZM235 152V153H234ZM208 153V154H207ZM221 153H222V155H221ZM188 154V153H187ZM191 154V155H192ZM200 154V153H199ZM226 154V155H225ZM192 155V156H193ZM201 155H198V156H201ZM225 155V156H224ZM192 156H191V158H192ZM24 157H27V155H25ZM76 157V156H75ZM86 157V156H85ZM84 157V158H85ZM197 157V156H196ZM229 159H228V158ZM189 159L188 158V160H192V159ZM235 158V159H234ZM76 162H78V163H80L81 162V164H79V165H81V166H79V167H81V168H79V169H81L80 171H82V169L84 168V163L86 162V160L88 159V156L85 158V159H83V157L82 158H79L78 159V157H76ZM22 160H23V158H22ZM22 160H19V161H22ZM81 160H83V161H81ZM163 160V159H162ZM161 160V162H163ZM252 160V161H251ZM253 160H255V161H253ZM14 161V160H13ZM12 161V162H13ZM28 158H26V161H24V163H28ZM80 161V162H79ZM12 162H10V163H12ZM165 162V161H164ZM250 162L251 163H253V166H252V164H250ZM256 162V163H255ZM20 165H18V168H19V170L18 169H15L16 171H20L18 174L17 173H14L15 175H19L21 172L22 173H25V174H27L28 173V175L32 172L31 170H30V167L29 166H26L27 167V169L25 168V166H22V165H25V164H21L20 162H18ZM210 163V164H209ZM202 164V165H201ZM208 164H209V166H208ZM27 165H29V164H27ZM229 165V166H228ZM250 165V166H249ZM196 168H195V167ZM204 166V167H203ZM25 169H24V168ZM159 167V168H158ZM221 169H220V168ZM225 167H227V172L225 171ZM229 167V168H228ZM22 168V169H21ZM149 168V169H148ZM200 170H198V169ZM214 168V169H213ZM230 168L232 169V170H234V173H233V171L232 170H230ZM158 169H160V170H158ZM167 169V170H166ZM209 170V172H208V170ZM213 169V170H212ZM223 169H224V171H223ZM244 169L246 170V171H244ZM29 170L31 171L30 173H29ZM146 170V171H145ZM193 170V171H192ZM195 170V171H194ZM196 170H197V172H196ZM206 170V171H205ZM219 170V171H218ZM153 171V172H152ZM169 171L171 172V173H169ZM198 171H199V173H198ZM241 171H244V172H241ZM149 172H151V173H149ZM159 172V173H158ZM165 172H167V173H165ZM187 172V173H186ZM206 172V173H205ZM224 172V173H223ZM236 172V173H235ZM249 172V174H247ZM165 173V174H164ZM186 173V174H185ZM190 173V174H189ZM193 173H196V174H193ZM205 173V174H204ZM218 173L220 174V175H218ZM226 173V174H225ZM230 173V174H229ZM245 174L246 175V177H245V175L243 174L241 177H240V179H241V181H240V179H239V175L238 174ZM24 174V175H25ZM152 174V175H151ZM153 174H154V178H155V181L156 182H151L152 180H151V178H153ZM210 174V175H209ZM222 174H224L223 176H224V178H223V176H222ZM236 174H237V176H236ZM142 175V176H141ZM144 175V176H143ZM147 175V176H146ZM170 175V176H169ZM196 175V176H195ZM199 175V176H198ZM146 176V177H145ZM187 176V177H186ZM190 176V177H189ZM210 178H209V177ZM213 176V177H212ZM218 176H220V177H218ZM27 177V176H26ZM84 177V178H83ZM83 177H82V175L80 174V177H78V179H82V181H80V185H82V187L80 186V188H81V190H84L85 188L87 189V187H88V180H87V176L85 175H83ZM143 179H142V178ZM161 177H162V179H164V180H162L161 179ZM169 177H171V178H169ZM184 177H186V178H184ZM201 177V178H200ZM203 177V178H202ZM207 177V178H206ZM141 178V179H140ZM149 178V179H148ZM198 179V180H196V179ZM25 179H29V178H25ZM24 178L23 179H21V180H25ZM145 179H147V181H148V183H147V181L145 180ZM165 179H167V180H165ZM184 179V180H183ZM201 179H203V180H201ZM205 179H206V181H205ZM236 179V180H235ZM10 180V179H9ZM8 180V181H9ZM19 180V179H18ZM18 180H17V178L15 179H13V181H16V184H17V182H18ZM30 180V179H29ZM86 180H87V182H86ZM149 180H150V182H149ZM162 180V181H161ZM186 180H187V182H186ZM208 180V181H207ZM217 180H219V181H217V183H216V181ZM246 180H247V183L248 184H246ZM86 183H85V182ZM153 181H154V179H153ZM194 181V182H193ZM200 181V182H199ZM201 181H203L204 183L206 182H208V184L210 185H206L207 187H208V189L210 188V187H212V189H215L214 187L216 186V187H218V188H220L219 190H220V192L223 190V191H225V193H226V191H228V193L227 194H225V193H223L222 195H219L218 196V194L216 193L217 191H216V189H215V193H216V195H215V197L217 198H220V201L221 202H219V204L218 205H220V204H222V209L220 208L219 209V207H218V211H219V213L220 214H222V215H220V216H218V218L217 217H215V219L216 220H212L213 218H211V216L210 217H208V216H205L206 215V213L204 214V218H203V215L201 214V209H200V207H199V209L200 210H198V211H200V212H194L192 215L194 216V218L198 215V214H200V215H202V217L200 216V215H198L199 216V220H194L195 222L194 223H192V220L188 223V221H189V219H190V216H191V214L190 213H192L193 212V209L196 207H193V209H192V211L190 210L191 208H189V203H187L188 201H185V199H186V197H183V198H180L179 200L180 201H178V198H176V199H174L175 197H174V195H176V194H174V190L176 189V186H177V188L179 187V190L181 189V192H183V190L186 188V189H188V187H189V189H190V187H191V189L192 188H195V187H199V184L201 183ZM221 181V182H220ZM263 181V182H262ZM11 182V181H10ZM24 182V181H23ZM28 182V181H27ZM85 183V184H83V183ZM139 182H141V183H139ZM197 182H198V184H197ZM203 182H202V185L204 186V184H203ZM213 182V184H211ZM215 182V183H214ZM226 182V183H225ZM231 182V183H230ZM244 182V183H243ZM262 182V183H261ZM6 184H5V186H9V185H11V184H8L7 182H5ZM26 183V182H25ZM152 183V184H151ZM159 183V184H158ZM165 183V184H164ZM185 183V184H184ZM195 183V184H194ZM221 183V184H220ZM254 184V186H255V188L256 189H254L255 191H253L252 189H251V187H252V185L251 184ZM261 183V184H260ZM8 184V185H7ZM18 184H19V182H18ZM21 184V183H20ZM19 184V185H20ZM142 185V187H143V189L144 190H141L142 189V187H141V185ZM146 186H145V185ZM148 184H149V186H148ZM186 184L188 185V187H185V188H183L182 186H186ZM189 184H191V185H189ZM227 184H229V185H227ZM84 185V186H83ZM172 185V186H171ZM198 185V186H197ZM258 185H260L261 186V188H259V186ZM2 186V185H1ZM4 186V185H3ZM12 186H14V185H12ZM16 186H18V185H16ZM23 187V185L21 184L20 185V187ZM156 186V187H155ZM160 186V187H159ZM183 188H181V187ZM194 186V187H193ZM225 186V187H224ZM229 186V187H228ZM250 186V187H249ZM253 186V187H254ZM258 186V187H257ZM263 186V187H262ZM20 187H18V190H17V192H19V194H20V191L22 190L23 192H24V189H25V187H24V189L22 188L21 190H20ZM136 187V188H137ZM148 187V188H147ZM207 187L205 188V189H207ZM15 188V187H14ZM14 188H12L11 189V191L12 190H14ZM83 188V189H82ZM135 188V189H136ZM217 188V189H218ZM155 189H156V191H155ZM169 189V190H168ZM171 189V190H170ZM185 189V190H186ZM211 189V188H210ZM16 190V189H15ZM151 190H152V192H151ZM172 190H173V195H172ZM185 190H184V192H183V195L185 196L186 194H185ZM231 190V191H230ZM257 190V191H258ZM1 191V190H0ZM29 191H30V189H29ZM135 191V190H134ZM167 191V192H166ZM169 191V192H168ZM207 191H209V190H207ZM212 191V190H211ZM211 191H209V192H211ZM31 192H32V190H31ZM31 192H29V193H31ZM150 193V194H148V193ZM155 192V193H154ZM161 192V193H160ZM162 192H164V193H162ZM171 192V193H170ZM206 192V191H205ZM33 193V192H32ZM144 193H146L145 195H144ZM156 193H158V195L156 194ZM208 193V192H207ZM214 192H211L210 194L213 196L214 194H215ZM244 193H245V191H244ZM251 193V194H250ZM256 193H258V192H256ZM263 194L264 193V190H260V194ZM133 194H135V192L133 193ZM140 194V195H139ZM156 194V195H155ZM206 194V193H205ZM220 194V193H219ZM249 194V195H248ZM14 195V194H13ZM16 195H17V193H16ZM30 195V194H29ZM29 195H28V197H29ZM137 195H139V198H138V196ZM154 195V196H153ZM167 195H168V197H167ZM182 195V196H183ZM207 195V194H206ZM227 195V196H226ZM32 196V195H31ZM142 196V197H141ZM147 196V197H146ZM164 196V197H163ZM172 196V197H171ZM205 196V195H204ZM261 196H263V195H261ZM17 197V196H16ZM18 197H19V195H18ZM15 198V199H19V198ZM26 197V196H25ZM143 197H145V199L143 198ZM157 197V198H156ZM174 197V198H173ZM208 197V196H207ZM206 197V198H207ZM253 197V198H252ZM31 198V197H30ZM148 198V199H147ZM151 198V199H150ZM155 198V199H154ZM162 198H164V199H162ZM223 198V199H222ZM233 198V197H232ZM259 198H260V195H259ZM262 198V197H261ZM13 200V201H16V200ZM129 199H131V198H129ZM138 200L139 199V202H141V203H137L138 201H135V200ZM162 199V200H161ZM188 199V198H187ZM195 199V198H194ZM214 199V198H213ZM227 199V200H226ZM147 201V202H145V201ZM161 200V201H160ZM166 201V202H164V201ZM169 200V201H168ZM175 200H177L181 205H182V203H184V205H180L177 201H175ZM183 200V201H182ZM188 200H190V199H188ZM229 200V201H228ZM263 200H264V196H263ZM262 199H261V201H263ZM129 201V200H128ZM157 201V202H156ZM169 203H168V202ZM185 201V202H184ZM235 201V200H234ZM233 201V202H234ZM236 201H238L239 202V200L238 199H236ZM5 202V201H4ZM3 202V203H4ZM17 202V201H16ZM163 202V203H162ZM175 202V203H174ZM243 202V201H242ZM253 202V201H252ZM2 203V202H1ZM0 203V204H1ZM2 203V204H3ZM168 203V204H167ZM171 203H173V204H171ZM191 203H194V202H191ZM190 203V204H191ZM236 203L237 202H235L234 204L236 205ZM134 204H135V206H134ZM139 204V205H138ZM142 204V205H141ZM167 206H165V205ZM170 204V205H169ZM238 204V206H239V204L240 203H237ZM4 205H6L5 203H4ZM133 205V209H132V206ZM141 205V206H140ZM145 205V206H144ZM178 205V206H177ZM187 205V206H186ZM225 205V206H224ZM227 205V206H226ZM240 205H242V204H240ZM243 205H245V204H243ZM243 205H242V207H243ZM1 206V205H0ZM9 206V204L7 205V207ZM144 207L145 208V210L143 209H141V208H138V207ZM164 206V207H163ZM169 206V207H168ZM182 207L183 209H181V208H177V207ZM221 206V205H220ZM2 207H4V206H2ZM126 207V206H125ZM150 207V208H149ZM154 209H153V208ZM157 207V208H156ZM166 207V208H165ZM189 209H188V208ZM150 210H149V209ZM169 208V209H168ZM170 208H173V209H170ZM175 208V209H174ZM187 208V209H186ZM224 208V209H223ZM239 208V207H238ZM139 210L140 212H138L137 210ZM167 212V209L168 210H170V211H168L167 213L164 211V210ZM226 209V210H225ZM126 210V209H125ZM184 210V211H183ZM190 212H188V211ZM195 210V209H194ZM225 210V211H224ZM243 210V209H242ZM260 210V209H259ZM137 211V212H136ZM150 212V213H148V212ZM155 211V212H154ZM157 211V212H156ZM171 211H172V213H171ZM178 211H180V212H178ZM182 211V212H181ZM203 211V210H202ZM225 212V213H223V212ZM239 211V210H238ZM132 212V213H131ZM144 212V213H143ZM185 212H187V213H185ZM232 212V213H233ZM245 212H247V211H245ZM244 212V213H245ZM254 212V211H253ZM1 213V212H0ZM6 212H3L1 215H3V217H4V219H5V221H7V220H9V219H7L6 218V214H5ZM147 213V214H146ZM162 213V214H161ZM165 213V214H164ZM177 215H176V214ZM196 213V214H195ZM261 213H264V212H262V210H261ZM9 214V213H8ZM7 214V215H8ZM132 214V215H131ZM137 214V215H136ZM143 214H145V215H143ZM153 216H151V215ZM154 214V215H153ZM179 214V215H178ZM229 214V213H228ZM233 214H235V213H233ZM251 214H252V212H251ZM250 214V215H251ZM259 214H260V216H259ZM9 215H12V214H9ZM14 215H16L17 216V214H13L11 217L9 216V218H11V220L10 221H12V222H9V221H7L6 223L8 224V223H12V224H14V222L16 221H14ZM23 217H24V215L25 216H28V215H26V214H21ZM65 215V214H64ZM69 215H71V214H69ZM131 215V216H130ZM164 215V216H163ZM167 215V216H166ZM181 215H183V216H181ZM196 215V216H195ZM229 215H231V214H229ZM249 215V214H248ZM258 215V216H257ZM16 216H15V219H17V223H19V221H20V219H21V217H17L16 218ZM125 216V217H124ZM137 217V219L138 220H136V217ZM144 216H148L147 218L146 217H144ZM175 216H176V218H175ZM192 216V217H193ZM237 216V215H236ZM241 216V214L239 215V217ZM29 217V216H28ZM24 217L25 219H26V225L28 226V223L27 222H30V221H28V220H30L31 219V217ZM44 217V216H43ZM60 217V216H59ZM63 217V216H62ZM70 217V216H69ZM141 219H140V218ZM184 217V219H182ZM187 217V218H186ZM191 217V218H192ZM200 217H201V219H200ZM259 217H260V219H259ZM28 218V219H27ZM36 220H38L39 221V218H41V217H34ZM65 218H66V215H65ZM74 218H75V216H74ZM79 218V217H78ZM125 218V219H124ZM127 218V219H126ZM130 218V219H129ZM164 218V219H163ZM172 218V220H170L169 221V219H171ZM180 218V219H179ZM206 218V219H205ZM224 218V219H223ZM226 218V219H225ZM252 218V219H253ZM0 221H2V217L0 216ZM13 219V220H12ZM19 219V220H18ZM35 219H33V220H31V222L35 225V224H38L39 223V225H40V223H46L47 221H46V218H41L40 219V222H38V221H35V223H34V220ZM45 219V221H43V220ZM61 219V218H60ZM59 219V220H60ZM109 219H111L110 221H109ZM143 219L144 220H147V221H143ZM162 219H163V222H162ZM167 219V220H166ZM177 219H179V220H177ZM196 219V218H195ZM205 219V220H204ZM207 219L209 220L208 222H207ZM228 219H230V220H228ZM231 219L233 220V221H235L236 222V220H238V222L240 223V224H242V225H240L239 226V224L238 223H235V222H231ZM246 220L245 221H249L250 219H247V218H245ZM22 220H24L23 218H22ZM41 220H42V222H41ZM51 220V219H50ZM50 220H48V223L47 224H49V222H50ZM53 220V219H52ZM64 220V219H63ZM67 220V219H66ZM69 220V219H68ZM67 220V221H68ZM71 220V219H70ZM76 220H77V218H76ZM130 220H133V221H130ZM136 220V221H135ZM161 220V221H160ZM165 220V221H164ZM186 220H188L187 222H186ZM201 220V221H200ZM203 220L205 221V222H203ZM213 221V224H212V221ZM220 220V221H219ZM223 220H225V221H223ZM240 220H242V221H240ZM260 221L258 224H257V221ZM25 221V220H24ZM54 221V220H53ZM53 221H51L52 223V226H54L53 225ZM62 221V220H61ZM73 221V220H72ZM71 221V222H72ZM138 221V222H137ZM149 221V222H148ZM159 222V225H155V224H157L158 222ZM167 221V222H166ZM182 221V222H181ZM211 221V222H210ZM251 221V220H250ZM248 222L250 225H251V223H254V221L253 222ZM262 221V222H261ZM3 222H4V220H3ZM21 222V221H20ZM37 222V223H36ZM58 222V221H57ZM60 222V221H59ZM70 221H69V223H71ZM106 222V221H105ZM122 222V223H121ZM124 222H125V224L126 225H124ZM171 222V223H170ZM181 223L180 224V226L178 225V223ZM206 222H207V224H206ZM215 222V223H214ZM230 222H231V224H230ZM5 223V224H6ZM24 223V222H23ZM42 223V224H43ZM45 223H44V225H45ZM68 223V222H67ZM69 223H68V225H69ZM74 223L76 224V222L74 221ZM149 223V224H148ZM155 223V224H154ZM160 223H161V227H160ZM169 223V224H168ZM175 223V224H174ZM183 223H185L186 224V227H185V225L183 224ZM205 223V224H204ZM221 223V224H220ZM223 223H225V224H223ZM229 223V224H228ZM247 223V225H248V227H247V225H246V228H245V230H244V232H246L247 230L246 229H249L250 228V230L252 229L251 227H250V225ZM0 224H4V223H0ZM22 223H19V224H17L16 225V222H15V226H18V227H23L22 225H21ZM31 224V223H30ZM64 224H65V221H64ZM63 224V225H64ZM72 224V223H71ZM75 224H73V225H75ZM133 224V225H132ZM136 224V225H135ZM151 224H152V226H151ZM169 226H168V225ZM183 224V225H182ZM195 224V227L193 226L192 227V225H194ZM213 226H212V225ZM235 224V225H234ZM11 225V224H10ZM21 225V226H20ZM32 225V224H31ZM50 225V224H49ZM60 225V224H59ZM67 225V226H68ZM110 225H111V227H110ZM124 225V226H123ZM138 225H139V227H138ZM141 225V226H140ZM146 225V226H145ZM149 225V226H148ZM172 225V226H171ZM175 225V226H174ZM177 225H178V227H177ZM217 227H216V226ZM221 225V226H220ZM239 227H238V226ZM253 225V224H252ZM3 226V227H2ZM15 226H13V228L15 227ZM43 226V225H42ZM51 226V225H50ZM49 226V227H50ZM51 226V227H52ZM62 226V225H61ZM70 226V225H69ZM76 226V225H75ZM74 226V227H75ZM108 226V227H107ZM119 226V227H118ZM120 226H122V230L120 229L119 230V228H120ZM129 226L131 227V228H129ZM148 226V227H147ZM151 226V227H150ZM163 226H164V229H163ZM173 226H174V228L176 227L177 228V230L176 229H174L173 230ZM192 227V228H190V227ZM207 226L209 227V229L207 228ZM219 226V227H218ZM227 226V227H226ZM230 226V227H229ZM2 227V228H1ZM5 227V228H4ZM9 227V226H8ZM6 225L4 226V225H1L0 226V230H5V231H0V232H3V234H5L4 232H6L8 229H9V232H6V233H11V230H13V228L12 227H10V228H12L11 230H10V228H8ZM18 227H15L16 229H19ZM33 227H35V226H33ZM41 227V226H40ZM133 227V228H132ZM166 227V228H165ZM168 227V228H167ZM169 227H172V228H169ZM179 227H180V229L182 228V230H180L179 229ZM189 227V228H188ZM211 227V228H210ZM6 228H8L7 230H6ZM14 228V230H16ZM25 228V227H24ZM24 228H22V229H24ZM29 228H30V226H29ZM36 228H37V226H36ZM39 228V227H38ZM37 228V229H38ZM43 228V227H42ZM42 228H40V229H42ZM54 228H55V226H54ZM62 228V227H61ZM70 228H72V226L70 227ZM69 228V229H70ZM114 228V229H113ZM139 228V229H138ZM141 228V229H140ZM145 228V229H144ZM161 228V229H160ZM214 228V229H213ZM221 228V229H220ZM232 228L233 229H235V228H239V229H235V232H233L234 230H232ZM26 229H28V227L26 228ZM46 229V228H45ZM50 229V228H49ZM59 229V228H58ZM65 229H67V228H65ZM65 229H64V231H65ZM124 229V230H123ZM130 231H129V230ZM143 229V230H142ZM154 229V230H153ZM157 229H159V230H157ZM162 229H163V231H162ZM172 229V232L170 231ZM178 229L180 230V231H178ZM190 229V230H189ZM199 229V230H198ZM218 229V230H217ZM227 229H229V230H227ZM252 229V230H253ZM13 230V231H14ZM51 230V229H50ZM49 230V231H50ZM54 230V229H53ZM53 230H52V232H53ZM71 230V229H70ZM69 230V231H70ZM107 230V231H106ZM117 232H116V231ZM134 231V233H133V231ZM141 230V231H140ZM176 230V231H175ZM230 230L232 231V232H230ZM259 230H262V233H261V231H259ZM17 231V230H16ZM47 231V230H46ZM61 231V230H60ZM152 231V232H151ZM159 232V235H161L162 236V232H163V238L161 237V236H159V237H156V235L158 234V232ZM162 231V232H161ZM166 231H169V233L170 234H168V236L167 235H165V233L167 234L168 232H166ZM179 232V234H177V233H175V232ZM188 231V232H187ZM191 231H194V232H192L191 233ZM236 231H237V233H236ZM249 231V230H248ZM258 231H259V233H258ZM44 232V231H43ZM48 232V231H47ZM46 232V233H47ZM55 232V231H54ZM66 232H68V230H66ZM71 232V231H70ZM70 232H68L69 234H70ZM127 232V236L124 234V233H126ZM130 232V233H129ZM136 232V233H135ZM147 234H146V233ZM161 232V233H160ZM187 232V233H186ZM196 232L197 233H199V234H196ZM202 232V233H201ZM240 232H241V230H240ZM253 232H251V233H253ZM45 233V232H44ZM43 233V234H44ZM49 233V232H48ZM72 233V232H71ZM110 233H112V234H110ZM115 233V234H114ZM129 233V234H128ZM132 233V234H131ZM156 234L155 236H154V234ZM181 233V234H180ZM225 233V234H224ZM229 235H228V234ZM250 233V234H251ZM256 233H257V235H256ZM53 234H55V233H53ZM57 234V233H56ZM62 234V233H61ZM65 234V233H64ZM107 234V235H106ZM122 234V236H120ZM141 234V235H140ZM193 234H194V237H193ZM211 234V235H210ZM227 234V235H226ZM232 234V235H231ZM246 234H249V232L248 233H246ZM260 234V235H259ZM47 235V234H46ZM58 235V234H57ZM56 235V237H54V239L52 238H50V239H47L48 237L47 236H45V238H46V240L48 241L49 240V242H46V240H44L43 241V238H42V240L40 239V242H38L37 244H33V245H30V247L29 248H26L27 250H23V252H17V251H14V252H17V253H14V252H4L2 255H0V264H83V263H81V260H80V258L78 257V254L79 255H81V254H83L82 252H81V250L80 249H78V248H74L75 246L74 245H72V246H74L72 249H71V247L72 246H69V243H71V242H69L68 240H63V236L65 237L66 235H61L60 237L59 236H57ZM110 235V236H109ZM113 235V236H112ZM142 235H144L143 237H140V236H142ZM151 235V236H150ZM189 235H191L190 237H189ZM210 235V236H209ZM251 235H253V234H251ZM49 236H50V233H49ZM54 236V235H53ZM125 236V237H124ZM132 236V237H131ZM148 236V238H146ZM153 236V237H152ZM158 236V235H157ZM172 236H174V237H172ZM213 236V237H212ZM226 237L227 239H224L223 240V242H222V240H220L222 237ZM228 236H229V238H231V239H229L228 238ZM262 236V237H261ZM67 237H69V236H66L65 238H67ZM165 237V238H164ZM219 237V238H218ZM236 237V236H235ZM55 238H57V239H55ZM59 238H60V240L61 241H59L58 242V240H59ZM156 238V239H155ZM159 238V239H158ZM162 238V239H161ZM167 238V239H166ZM209 238V239H208ZM211 238V239H210ZM216 238H218V240H219V242L221 241V243H223L221 246L222 247H220V246H218V248L215 250L214 249V245H213V247L211 246V244H216V242L217 243H219L218 241H217V239ZM247 238H245V239H247ZM68 239V238H67ZM154 239V240H153ZM161 239V240H160ZM191 239V240H190ZM209 241H208V240ZM223 239V238H222ZM52 240V241H51ZM57 240V241H56ZM159 240V241H158ZM226 240H228V241H226ZM51 241V242H50ZM54 241V242H53ZM100 241V242H99ZM108 241V242H107ZM153 241H155V242H153ZM173 243H172V242ZM247 241V240H246ZM61 242V243H60ZM63 242V243H62ZM103 242V243H102ZM168 242V243H167ZM211 242H213V243H211ZM228 242V243H227ZM237 242L238 243H240V244H238L237 245ZM40 243V244H39ZM53 243V244H52ZM58 243V245H60V247H58V245H56ZM155 243V244H154ZM160 243H161V245H160ZM165 243V244H164ZM169 243H170V245H169ZM172 243V244H171ZM197 243V244H196ZM198 243H200L199 245H198ZM208 243H210L209 245V247H211V248H213V249H211V250H215L214 252L213 251H211V252H209L210 250H209V247H207V244ZM234 243V244H233ZM235 243H236V246H231V244H233V245H235ZM242 243V244H241ZM62 244V245H61ZM104 244H107V245H104ZM196 244V245H195ZM228 244H230V246H228ZM250 244V245H249ZM96 245V244H95ZM112 245V246H111ZM165 247L166 245H167V247L169 248V250H168V248L167 247H163V246ZM217 245V244H216ZM66 246H68V247H66ZM153 246H154V248H153ZM160 246H161V248H160ZM173 246V247H172ZM237 246H239V247H237ZM247 246H249L250 248H248ZM33 247V248H32ZM108 247H109V249H108ZM158 249H157V248ZM171 247V248H170ZM229 247H231L230 249H229ZM244 247V248H243ZM167 248V249H166ZM193 248V249H192ZM207 248H208V250H207ZM236 248V249H235ZM76 249H78L79 251H77ZM93 249H92V251H93ZM106 249V250H105ZM161 251H160V250ZM164 249H166V250H164ZM170 249H172V250H170ZM230 250L231 251V253L233 254H228V250ZM247 249V250H246ZM248 249H250V250H248ZM75 250V251H74ZM157 250V251H156ZM159 250V251H158ZM222 250V254H220L221 251ZM233 250V251H232ZM108 251V252H107ZM166 253H165V252ZM169 251V252H168ZM172 251V252H171ZM174 251V252H173ZM206 251H208V253H205ZM223 251H224V253H223ZM236 253H235V252ZM238 251H239V254L237 255V253H238ZM79 252H81V253H79ZM162 252V253H161ZM204 252V254H202V255H200L199 256V258L201 259H199L198 258V256H197V253L198 254H200V253H203ZM213 252V253H212ZM227 252V253H226ZM243 252V253H242ZM11 253V255H9ZM14 253V254H13ZM168 253H169V255H168ZM175 253V254H174ZM176 253H177V255H176ZM192 253H195L196 254V257H197V259H195V260H198V263H196L195 261H194V259H193V263H191L192 262V259L191 258H193V257H191L192 256ZM248 253H250V254H248ZM92 254H93V252H92ZM161 254H163V255H161ZM229 255V257H231V255H232V259L230 258H228L227 256H225V255ZM234 254H235V256H234ZM240 254H242V256L240 255ZM244 254V255H243ZM77 255V256H76ZM94 255V254H93ZM103 255V256H102ZM173 255V256H172ZM208 255H210V257L208 256ZM237 255V256H236ZM95 256H93L94 258H95ZM106 256H107V258H106ZM159 256V257H158ZM162 256H163V258H165L166 259V257H167V259H168V261H169V263H168V261L166 262H162ZM172 256V257H171ZM175 256V257H174ZM208 258H207V257ZM216 257V255H215V253H214V255H213V257ZM224 258H223V257ZM253 256V257H252ZM182 259H181V258ZM187 257V258H186ZM205 257V258H204ZM219 257V258H218ZM225 257H227L226 259H225ZM242 257V258H241ZM108 258H109V260H108ZM173 258H175V259H173ZM178 258V259H177ZM180 258V259H179ZM188 258H190V259H188ZM203 258V259H202ZM263 258V259H262ZM79 259V260H78ZM106 259V260H105ZM160 259V263H155L154 261H158ZM164 259V260H165ZM191 260L190 261V263L187 261V260ZM205 259H208V261L206 260L205 261ZM224 259V260H223ZM229 259V260H228ZM236 260V261H234V260ZM238 259V260H237ZM243 259H245V260H243ZM108 260V261H107ZM172 260H175V262L174 261H172ZM178 260H180V261H178ZM202 260H204V261H202ZM241 260V261H240ZM253 260V261H252ZM262 260H263V262H262ZM78 261H80V262H78ZM107 263H106V262ZM200 261V262H199ZM229 261V262H228ZM238 261H239V263H238ZM244 261V262H243ZM256 261H257V263H256ZM261 261V262H260ZM154 262V263H153ZM173 262V263H172ZM187 262V263H186ZM259 262V263H258ZM220 263H224V262H220Z\"/></svg>",
    "mask_w": 264,
    "mask_h": 264
}]
</instances>
